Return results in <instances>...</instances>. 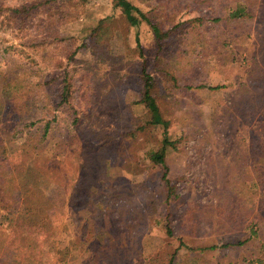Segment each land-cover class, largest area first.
<instances>
[{
    "label": "rangeland",
    "instance_id": "1",
    "mask_svg": "<svg viewBox=\"0 0 264 264\" xmlns=\"http://www.w3.org/2000/svg\"><path fill=\"white\" fill-rule=\"evenodd\" d=\"M129 1L168 34L158 40L143 22V57L137 29L112 0H90L91 7L78 6L74 18L65 15L74 4L57 0L48 7L63 15L32 16L25 42L48 37L51 66L31 49L28 56L18 53L20 41L0 31L6 38L0 127L9 123L3 118L9 98L23 116L16 126L21 132L2 150L1 176L9 186L13 176L19 189L0 191V264H253L264 258V189L257 172L264 165L253 160L250 143L264 135V0ZM240 5L249 15L232 17ZM105 17L100 40L69 60L81 31L90 32ZM144 61L178 142L166 157L173 190L148 157L160 136L141 130V112L133 105ZM253 68L255 97L239 89ZM65 69L72 96L59 105L57 84L48 81L62 80ZM199 85L224 89L184 88ZM88 116L96 125L74 122ZM106 139L111 144L103 154ZM25 151L35 155L31 164L24 163Z\"/></svg>",
    "mask_w": 264,
    "mask_h": 264
},
{
    "label": "trees",
    "instance_id": "2",
    "mask_svg": "<svg viewBox=\"0 0 264 264\" xmlns=\"http://www.w3.org/2000/svg\"><path fill=\"white\" fill-rule=\"evenodd\" d=\"M10 1V0H9ZM57 0H23L24 3L19 4L17 6H6L5 2L3 0H0V31H3L5 33H8L11 35L12 38H15L20 41L19 47H16L18 49V53L24 56H28L27 49H31L34 53V56L41 59V63L44 65H53L54 60L51 57L50 54V42L47 38H42L40 41H35L32 43L27 44L25 42V34L27 33L28 28L31 25L32 22V16L34 14L39 13H48L50 17L54 20L55 17L59 15H63V9H57L51 11V8L48 7L50 3H53ZM114 3L115 10H120L124 17L126 18V21L135 29H137V36H136V42L138 50L140 51L141 57H143V48L140 41V27L143 22H146L151 28L154 34L156 35L158 40H161L165 36H168V34H162L159 27L151 22L146 15L136 6H134L129 0H112ZM73 6L75 7L74 12H70L69 10H65V15H73L72 17H79L80 13L77 10L78 6H85V7H91L90 0H77V2H74L73 0H70ZM7 4V3H6ZM247 7L240 5L238 9L232 13V17L234 18H244L249 15L247 13ZM78 13V14H76ZM83 16V23L88 22V19L85 18V15ZM107 21V17L100 18L97 20L94 28L89 32L86 29L81 31L80 40L81 44L78 47V50L75 51L71 57H69V60L73 59L77 52L80 49L87 50L89 49V45L92 43L100 40V35L105 29V24ZM6 38L0 36V48L2 44H6L5 42ZM263 43H264V34H263ZM8 49H11L15 46H8ZM48 67V66H47ZM57 67V66H55ZM257 67V66H256ZM258 69L253 68L252 70V77L249 78V82H246L244 85L240 86V94L242 91L246 95H252V97H255L258 93H253L252 90H250V82L251 79L254 77V73H256ZM142 88H141V95L139 100L134 102V109L140 110L141 113H138V119L141 123V130H144L145 132H157L158 136H160L159 139V145L157 148L151 149L149 151L148 157L151 159L152 162H154L156 165L160 166L164 170L163 179L170 188V190H173L174 187L171 186V180L168 178L169 175V166L166 161L167 157V151L169 148H175L176 144L178 143L177 140H173L171 136V132L169 130L171 121L166 118V114L162 112V108L159 104V100L156 96H154L153 91L155 90L156 84L154 77L147 71V67L145 64V61L143 63L142 68ZM262 77V75H260ZM261 77H256L252 81L254 83V88L260 80ZM71 73L65 69L62 75V80L60 77H57L56 79L52 78L48 81V83H55L57 84V95L61 97V102L59 105H63L66 103H69L71 94ZM174 83L177 81L175 79L172 80ZM177 85V84H176ZM179 87V86H178ZM186 90L191 89H202L207 88L213 91H217L220 89H224V86H185ZM253 93V94H252ZM240 94L238 96H240ZM253 100L250 102L252 103ZM4 105H6V112L4 109V115L3 118H5L6 121L9 123L7 125H3L0 127V191L9 189L11 187V190H18L19 184L15 181L13 176H10V182L11 185L9 186L8 182L6 181L7 177L1 176V171L4 168V160H2V150L5 146H7L11 141H14L15 135L20 133L21 131L16 130V126L18 123H20L23 119V116L21 115V108L17 107V101L11 100L10 98L5 100ZM132 106V104H131ZM2 117L0 116V119ZM247 118V117H246ZM248 118H252L251 116H248ZM14 120L15 122H12ZM89 121L87 123V126L89 128L92 125H96L93 123L92 116L83 117V118H76L74 122L76 125L78 123ZM6 127V130L5 128ZM84 127H86L84 125ZM139 127V129H140ZM50 129L49 124L45 128V132L43 134V139L41 140L40 144L44 142L48 135V131ZM11 138V139H10ZM254 146L251 147V152L253 154V160L256 162L262 163L264 165V135H258L255 136L251 142ZM109 144L110 141L106 139L103 142V146L99 147V151L103 152V154L107 153L109 150ZM107 148V149H105ZM98 150V148H97ZM88 152L82 151L83 155H87ZM34 154H28V151L24 152V163L31 164V161H34ZM84 156V157H85ZM58 168L55 169H49V171H57ZM257 170V169H256ZM82 171V167L80 168V172ZM258 173H260L261 182L260 188L264 189V170H257ZM54 173V172H52ZM4 178V179H3ZM169 195H172V191L169 192ZM264 197V196H263ZM264 199V198H263ZM263 208L264 210V202ZM168 233L172 234V231L170 228H168ZM253 230V229H252ZM257 236V231H252V237ZM244 242L238 243V245H243ZM234 244H225L221 247L223 248H229L233 246ZM217 249V246H211L209 248H201L200 251H206V250H215ZM2 264H12L11 262H5ZM173 264V260L169 263ZM253 264H264V258H259L253 262Z\"/></svg>",
    "mask_w": 264,
    "mask_h": 264
}]
</instances>
